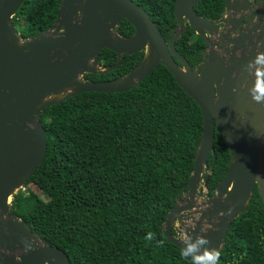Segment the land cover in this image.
Masks as SVG:
<instances>
[{"label":"trees","instance_id":"1","mask_svg":"<svg viewBox=\"0 0 264 264\" xmlns=\"http://www.w3.org/2000/svg\"><path fill=\"white\" fill-rule=\"evenodd\" d=\"M134 1L150 14L166 40L175 34L176 0ZM61 3L25 0L14 16L22 24L19 36L27 40L50 30ZM195 9L215 21L223 17L226 0H201ZM117 32L130 37L135 27L125 19ZM176 47L191 66L206 57L205 40L188 23ZM145 54H125L119 67L84 77H123ZM117 60L116 52L104 48L99 65L111 67ZM39 119L48 151L26 185L35 184L45 197L18 190L10 204L13 216L46 243L64 250L72 264H190L181 257V247L164 234V222L188 190L185 185L195 167L204 122L199 104L167 67L159 64L126 92L70 96L44 107ZM214 148L216 160L211 154L207 163L208 169L215 163L210 196L231 160L218 128ZM148 232L155 233L152 241L145 239ZM220 252V264H264V202L257 186L247 210L230 222Z\"/></svg>","mask_w":264,"mask_h":264},{"label":"water","instance_id":"2","mask_svg":"<svg viewBox=\"0 0 264 264\" xmlns=\"http://www.w3.org/2000/svg\"><path fill=\"white\" fill-rule=\"evenodd\" d=\"M24 1L0 0V264H72L64 250L39 238L10 210L15 190L27 183L47 155L48 140L39 119L42 109L82 92L129 91L159 64L167 67L199 104L204 122L195 167L185 185L188 199L168 212L164 234L182 247L172 233L174 223L179 215L192 213L197 207V195H203L205 189L208 194L218 128L231 160L215 194L205 203L211 206L200 211L211 228L203 230L196 224L186 231L206 234L211 245L221 250L230 222L247 210L256 186L264 202V107L250 102L246 88L251 82L243 71V65L257 51L241 58V27L258 15L252 2L226 0L227 16L210 21L195 9L201 0H176L177 29L166 40L150 14L134 0H62L53 27L23 40L14 16ZM125 19L135 27L130 37L117 32ZM185 21L207 44L206 57L197 66H191L176 47ZM218 34L221 36L213 39ZM104 48L117 53L115 65H99ZM141 51L146 52L143 60L123 77L81 80L86 73L113 70L121 64L123 55ZM63 92L59 100L49 98ZM211 154L214 162L207 172ZM214 218L216 221H212ZM36 238L44 243L40 245ZM27 243L32 244V250H25ZM13 252L22 254L17 259L8 254Z\"/></svg>","mask_w":264,"mask_h":264},{"label":"clouds","instance_id":"3","mask_svg":"<svg viewBox=\"0 0 264 264\" xmlns=\"http://www.w3.org/2000/svg\"><path fill=\"white\" fill-rule=\"evenodd\" d=\"M243 71L248 74L251 82L246 88L251 98L250 102L264 107V50L257 51L254 58L243 65ZM176 226L177 238L182 244L180 255L184 260L190 261V264H220L221 252L211 245L206 234L185 231L179 223ZM154 238L155 233L153 232H148L145 237L148 241ZM158 243L162 245L163 241ZM25 250H32V244L27 243Z\"/></svg>","mask_w":264,"mask_h":264},{"label":"rangeland","instance_id":"4","mask_svg":"<svg viewBox=\"0 0 264 264\" xmlns=\"http://www.w3.org/2000/svg\"><path fill=\"white\" fill-rule=\"evenodd\" d=\"M19 12H20V10H19ZM14 22H15L16 27H17L18 32H19V29L22 26L21 21L19 19L17 20L16 18H14ZM184 27H185V25L183 26V29H184ZM113 35L116 36L117 33L116 32H113ZM81 80H86V79H85L84 76H82L81 77ZM64 95L65 94H62V95H60L58 97H61L62 98ZM58 97L52 96L51 99H53V100H59V99H61V98H58ZM205 170L207 172H210V168L208 169L207 166H206V169ZM201 185H203V183H201ZM18 190H22V191H30L31 190V191L37 193L38 195H40L42 197H45L43 191L39 187H37L35 184H33V183L32 184H28V185L24 184L22 187L17 188L15 190V193L18 192ZM206 195H207L206 189H205V193L203 195H200V194L197 195V197H196L197 200H195V203H196V206L197 207L192 211V213L184 212L183 214L179 215V217H177V221L174 223V225L176 226L177 223H179L181 225V227H183L185 229V231L186 230H189L191 228H194V226L196 224L201 225V229H203V230H207V229L211 228V226L208 224V222H205V219L200 216V211H201L202 208H204L203 205H205V203H208L207 201H205L207 199L206 198ZM186 199H188V193L187 192L183 194V196H182V198L180 200V203L181 204L182 203H185L186 202L185 201ZM225 204H227V203H225ZM212 221H214V220H212ZM174 230L176 231V233L174 235L177 236V233H178L177 226H176V229H174ZM36 241L40 245H42L44 243L39 238H36ZM8 254L9 255H13L17 259H19L20 255L22 253L13 252V253H8Z\"/></svg>","mask_w":264,"mask_h":264},{"label":"flooded vegetation","instance_id":"5","mask_svg":"<svg viewBox=\"0 0 264 264\" xmlns=\"http://www.w3.org/2000/svg\"><path fill=\"white\" fill-rule=\"evenodd\" d=\"M242 1V0H241ZM252 2V6L255 7V10L257 12V17L253 18L252 21H250L249 25L246 23L241 27V34H243V38H241V58H244L247 56L250 51H261V46L263 45L264 41V0H250ZM243 2V1H242ZM251 11V10H250ZM248 13L249 10L247 11ZM227 16V9H225V13L223 17ZM222 17V18H223ZM188 22L185 21L183 23V26L186 25ZM221 35H215L214 38H219ZM264 46V45H263ZM237 52L236 54H238ZM256 55V53H255ZM250 78H247V81ZM208 197H210L209 193L206 195V200H208ZM204 208L210 207L211 205L205 204L203 205ZM201 216V213H200ZM202 217V216H201ZM205 219V222H208L205 217H202ZM214 221L215 218L213 219Z\"/></svg>","mask_w":264,"mask_h":264},{"label":"bare ground","instance_id":"6","mask_svg":"<svg viewBox=\"0 0 264 264\" xmlns=\"http://www.w3.org/2000/svg\"><path fill=\"white\" fill-rule=\"evenodd\" d=\"M61 94H65V93L63 92V93H60V94L51 95L49 98H52V96L58 97V96H60ZM58 98H61V97H58Z\"/></svg>","mask_w":264,"mask_h":264},{"label":"crops","instance_id":"7","mask_svg":"<svg viewBox=\"0 0 264 264\" xmlns=\"http://www.w3.org/2000/svg\"><path fill=\"white\" fill-rule=\"evenodd\" d=\"M213 39H214V37H213Z\"/></svg>","mask_w":264,"mask_h":264}]
</instances>
